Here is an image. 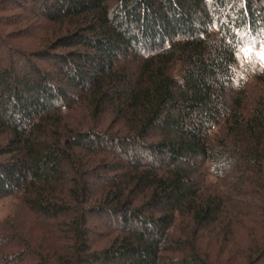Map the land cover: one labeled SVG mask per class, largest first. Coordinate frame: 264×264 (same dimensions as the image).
Returning a JSON list of instances; mask_svg holds the SVG:
<instances>
[{"label": "trees", "instance_id": "16d2710c", "mask_svg": "<svg viewBox=\"0 0 264 264\" xmlns=\"http://www.w3.org/2000/svg\"><path fill=\"white\" fill-rule=\"evenodd\" d=\"M21 1L44 26L0 41V264H264V79L246 106L236 76L264 0Z\"/></svg>", "mask_w": 264, "mask_h": 264}, {"label": "rangeland", "instance_id": "374dc122", "mask_svg": "<svg viewBox=\"0 0 264 264\" xmlns=\"http://www.w3.org/2000/svg\"><path fill=\"white\" fill-rule=\"evenodd\" d=\"M2 3L6 9L0 13V41L8 47L15 49L16 52H23L29 54L37 46L33 44L37 40L41 31L39 30L43 25L42 21L33 17V13L39 14V9L32 10L30 5H26L21 0H16L14 4ZM111 4V0L109 5ZM1 8V7H0ZM23 8V9H22ZM113 8V6H111ZM3 10V9H1ZM4 18H8L4 20ZM40 31V32H39ZM264 37L263 34L257 35L255 39L244 38L243 48L238 56V66L236 69L237 82L241 81L243 90L247 97V105H252L253 102L259 97L261 92L262 79H264ZM260 38V39H259ZM0 44V57L9 58L12 67L17 65L18 58L4 52L2 49L3 44ZM23 45H22V44ZM25 45V46H24ZM58 52V51H56ZM8 54V55H7ZM29 59L35 64L45 70H49L48 63H42L33 56H28ZM10 65V66H11ZM9 200L0 201V221L8 216L15 208ZM35 238L40 239L41 235L38 232L34 234ZM33 236V237H34Z\"/></svg>", "mask_w": 264, "mask_h": 264}]
</instances>
